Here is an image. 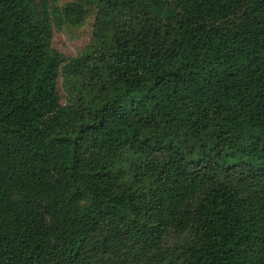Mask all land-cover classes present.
Returning <instances> with one entry per match:
<instances>
[{
  "label": "trees",
  "instance_id": "16d2710c",
  "mask_svg": "<svg viewBox=\"0 0 264 264\" xmlns=\"http://www.w3.org/2000/svg\"><path fill=\"white\" fill-rule=\"evenodd\" d=\"M55 3L0 0V264H264V0Z\"/></svg>",
  "mask_w": 264,
  "mask_h": 264
},
{
  "label": "rangeland",
  "instance_id": "374dc122",
  "mask_svg": "<svg viewBox=\"0 0 264 264\" xmlns=\"http://www.w3.org/2000/svg\"><path fill=\"white\" fill-rule=\"evenodd\" d=\"M55 1L56 5L63 7L68 3L78 2L80 0ZM95 17L96 14L91 12L83 24L78 27L68 25L62 26L61 28L55 27L52 40L53 47L69 59L81 56L93 40ZM59 92L61 102L65 105L67 103V94L63 87L62 77L59 79Z\"/></svg>",
  "mask_w": 264,
  "mask_h": 264
}]
</instances>
